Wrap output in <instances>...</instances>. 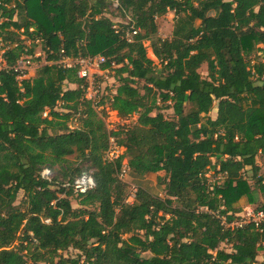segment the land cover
<instances>
[{
    "label": "trees",
    "instance_id": "1",
    "mask_svg": "<svg viewBox=\"0 0 264 264\" xmlns=\"http://www.w3.org/2000/svg\"><path fill=\"white\" fill-rule=\"evenodd\" d=\"M111 1L132 15V42L124 38L128 26L117 31L105 14L110 0H0L8 47L0 68V264H264V221L227 230L217 216L234 222L243 199L264 210L257 162L264 154V0ZM169 11L172 38H157L156 20ZM24 35L43 40L47 64L18 80L14 67L34 55ZM95 56L105 58L103 68L122 65L110 110L137 116L134 125L109 130L97 109L105 102L87 99L78 69L59 64ZM205 60L208 78L199 73ZM158 101L170 103L174 116ZM111 139L125 152L109 161ZM125 159L129 177L164 172L165 196L135 179L128 203L119 177ZM56 167L61 180L42 176ZM210 171L223 182L211 183ZM85 174L94 187L78 193L73 183ZM69 249L79 254H60Z\"/></svg>",
    "mask_w": 264,
    "mask_h": 264
},
{
    "label": "rangeland",
    "instance_id": "2",
    "mask_svg": "<svg viewBox=\"0 0 264 264\" xmlns=\"http://www.w3.org/2000/svg\"><path fill=\"white\" fill-rule=\"evenodd\" d=\"M11 1L13 3V1H15V0H11ZM110 2H111V4L107 8V11L105 14L112 19V21L115 24V28H117V30L122 29V27H124V26H130V25L135 26L134 19L130 13L126 14V16H125L124 15L125 13L118 12V10L114 8V2L113 1L110 0ZM156 22H157V27H158L157 38H161L164 40L165 39L170 40L172 38V32L174 29V24L176 22L175 12L169 11L165 16L158 18L156 20ZM0 23H2V21H0ZM21 38L23 39V41H25V44L27 46L34 49V55H29V56L26 55V56H22V58H21L22 60L28 59L29 61H31V64L28 66V68H29L28 73L26 76H23L22 79H33L37 76L38 69L42 65L47 64V62L45 61L46 60V51H45V47H44V42L41 39H37V41L32 42L31 40H28L27 36H25V35L21 36ZM145 47L147 50V57L154 62L156 69L160 70L162 68V66L160 64V61L153 54V49H152L151 43L148 41L145 42ZM7 49H8V47L3 49V53ZM3 53L0 54V68H2L4 65L3 64V58L1 57L3 55ZM208 53H209L210 58L212 59L213 54L211 52H208ZM38 59L40 62L38 61ZM251 59H252V64H254L256 60H258V59H256L255 55H253L251 57ZM25 62H26V64L28 63V61H25ZM59 64H62V62H59ZM74 65L75 64L73 63V67H74ZM121 67H122V65H116V64H112L109 68H103V66L102 67L100 66L99 68L93 67L92 75L90 76V80L87 81L88 86H87L86 91H85V96L87 99H92L95 101V103H100L101 101H103V103L105 102L103 105L98 106L97 109L100 112V114L105 113L106 125H107L109 130H113V131H118L120 128H128V127L134 125L136 120H137V116H133L129 119H121L117 112L110 110V99L116 94V90L118 89V87L121 84L120 76L117 74V70L120 69ZM199 73L202 75L203 78H208V76H209V60H205V62L201 65V67L199 69ZM124 77H126V75H124ZM19 79L20 78L18 77V80ZM22 79H20V80H22ZM144 85H145V82L138 81L135 86L139 87L141 89V92L143 93L144 91H143L142 87ZM67 88L75 89L76 86L67 84L66 89ZM158 105L162 109L161 112L167 118H171L174 116L172 109L166 108L168 106H171L170 103L164 104V103H161L160 101H158ZM190 109H191L190 106L186 107V111H189ZM58 111H61V112L63 111L61 109V105L58 106ZM217 112H218V110H217V107L215 106V108L210 113V116L212 118H216ZM48 113H49V111H46L44 116H47ZM156 113H157V111H155L153 113V115H155ZM70 125L72 127H77L79 125V122L77 120L72 119V122L70 123ZM116 147H118V148H117V150H115L114 155H117L119 157L125 152V149L117 146L116 143L114 142V139H111L109 149L113 148V150H114ZM70 159L72 161H76V156H73ZM212 162L215 163V160L214 161L212 160ZM257 162H258V165L261 167L260 173H264V154L259 155ZM123 165L125 168L122 169L121 175L123 174L122 175L123 181L128 184V188H127L128 201L127 202L131 204L134 202L135 193L137 191V186L130 182L131 180H130L128 170H127L128 168H127V160L126 159L123 161ZM51 172L52 173L49 175V177L58 178L61 180V176L59 174V168L58 167L51 170ZM206 176L208 177V179L211 183L223 182L222 181V178H223L222 175L216 174L215 171L208 172ZM248 176L250 177L251 174H249ZM142 179L144 180V183L147 184V187H150V192L153 195L165 196L164 188H165V185L167 182V177H166V174L164 172H159L156 175H147ZM250 183H251V185L254 184L253 181H250ZM190 196H191V198L194 197L193 194H190ZM22 198H23V193H21L19 195V198H18L17 203H16L17 205L20 203ZM258 198L260 201H263L264 200V194L259 192ZM72 206L74 208H79L78 201L72 200ZM240 206L242 209H245L246 207H252L253 208V206H255V205H251V204H249V202H247V200L243 199L240 203ZM221 249L224 251L230 252L231 246L226 245V244H222ZM60 254L63 255V257H65V258H75L79 253L74 249H69L68 251L60 252ZM261 255L262 254H260V256L258 258L259 260L262 259Z\"/></svg>",
    "mask_w": 264,
    "mask_h": 264
},
{
    "label": "built area",
    "instance_id": "3",
    "mask_svg": "<svg viewBox=\"0 0 264 264\" xmlns=\"http://www.w3.org/2000/svg\"><path fill=\"white\" fill-rule=\"evenodd\" d=\"M118 7H119L118 1H114V8L117 9ZM117 31H119V30H117ZM123 31L125 33L124 38L127 42H132L133 37L138 33V30H136L135 26H133V25L128 26L127 29L123 30ZM4 46H5V43L0 38V53H3V49H5ZM25 61H28V63L26 64ZM61 62L65 67L77 68L78 69V73H77L78 77L87 82L88 80H90V76L92 75L93 67H97V68H99L100 66L102 67L106 63V60L102 56L87 57V58H76L74 60L72 58L64 57ZM73 63L75 64L74 67H73ZM3 64H4V61H3ZM30 64H31V61H29L28 59H26V60L20 59L18 61L17 65L14 67V69L18 73V75H19L18 77L20 79H22L23 76L27 75L28 69H29L28 66ZM117 148L118 147H116L114 150H113V148L108 150V152L106 153V159L107 160L111 161L113 159L118 158L117 155H114L115 150H117ZM124 168L125 167H123L122 169H124ZM127 170H128V174H129V169H127ZM51 173H52L51 170L47 169V170H44L42 172V176L45 179L51 180V179H53L52 177H49V175ZM122 175L120 173L119 177H120V179L123 180ZM93 187H94V179H93L91 174H85V175L79 177L78 179H76V181L73 183V188L78 193H86L87 191L93 189ZM217 216L221 220V225L225 229L231 230V229L244 228V227H246L248 225H252V224L259 226L264 221V210L263 211H256L252 207H246L245 209H243L242 213L240 215H238L237 220H235L232 223L228 222L226 217H221L219 215H217Z\"/></svg>",
    "mask_w": 264,
    "mask_h": 264
},
{
    "label": "crops",
    "instance_id": "4",
    "mask_svg": "<svg viewBox=\"0 0 264 264\" xmlns=\"http://www.w3.org/2000/svg\"><path fill=\"white\" fill-rule=\"evenodd\" d=\"M130 179H131V181L133 182V184L135 183L134 181H135V179H137V178H132L131 176H130ZM137 181H139L140 182V185H143V186H145L146 187V189H148V190H150V187H147V184L146 183H144V180L143 179H141V178H138L137 179Z\"/></svg>",
    "mask_w": 264,
    "mask_h": 264
}]
</instances>
